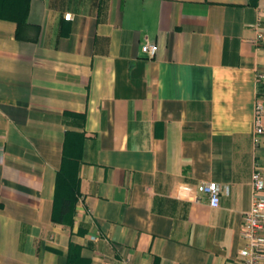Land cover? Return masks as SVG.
I'll return each mask as SVG.
<instances>
[{
  "label": "crops",
  "instance_id": "crops-1",
  "mask_svg": "<svg viewBox=\"0 0 264 264\" xmlns=\"http://www.w3.org/2000/svg\"><path fill=\"white\" fill-rule=\"evenodd\" d=\"M27 5L20 36L0 18V264H69L76 246L79 264H242L264 0ZM66 160L72 224L53 219Z\"/></svg>",
  "mask_w": 264,
  "mask_h": 264
},
{
  "label": "built area",
  "instance_id": "built-area-1",
  "mask_svg": "<svg viewBox=\"0 0 264 264\" xmlns=\"http://www.w3.org/2000/svg\"><path fill=\"white\" fill-rule=\"evenodd\" d=\"M71 13L65 14V19H71ZM261 37V36H260ZM143 52L149 57L156 56L158 45L147 41L142 46ZM264 78L263 74L258 76V82ZM264 134L263 106L258 103L255 119V141ZM253 198L251 207L244 215L242 236L245 240L240 249L239 256L242 264H264V177L259 170L252 174ZM202 191L209 196L210 205L219 207L223 187L214 181L203 182Z\"/></svg>",
  "mask_w": 264,
  "mask_h": 264
},
{
  "label": "trees",
  "instance_id": "trees-1",
  "mask_svg": "<svg viewBox=\"0 0 264 264\" xmlns=\"http://www.w3.org/2000/svg\"><path fill=\"white\" fill-rule=\"evenodd\" d=\"M252 4H256L257 0H250ZM27 0H1L0 1V18L14 20L18 24L17 35L20 36L21 28L27 25ZM75 164L64 161L62 168L58 172L56 186V211L53 219L59 223L72 224L73 214L75 212V204L80 195L79 178L74 170ZM69 255V264H79L86 262L79 257V247L72 248Z\"/></svg>",
  "mask_w": 264,
  "mask_h": 264
}]
</instances>
